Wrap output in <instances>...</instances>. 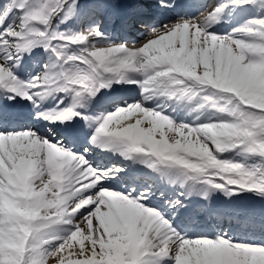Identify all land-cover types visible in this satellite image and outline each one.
<instances>
[{
  "label": "snow or ice",
  "instance_id": "6c2138e0",
  "mask_svg": "<svg viewBox=\"0 0 264 264\" xmlns=\"http://www.w3.org/2000/svg\"><path fill=\"white\" fill-rule=\"evenodd\" d=\"M152 3H0V264H264V0Z\"/></svg>",
  "mask_w": 264,
  "mask_h": 264
},
{
  "label": "bare ground",
  "instance_id": "6f19581e",
  "mask_svg": "<svg viewBox=\"0 0 264 264\" xmlns=\"http://www.w3.org/2000/svg\"><path fill=\"white\" fill-rule=\"evenodd\" d=\"M1 2H4V0H0V3H1ZM148 18H149V20L151 21V17H150V16H149V17H146V20H147ZM241 21H242V20H239V22H241ZM233 23H236V21H234ZM224 27H225V28H229V25L226 23V24L224 25ZM117 30H119L120 33H122L123 35H125V33H123V31H122L121 28H117ZM135 32H137V31H135ZM141 36H142V33H140V34L137 36L136 40L139 39ZM143 38H144V37H142V38L139 39L138 41H139V42H143V41H144ZM116 87H117V86H116ZM121 87H127V86H118L117 88L119 89V88H121ZM100 99H103V100L109 102V99H110V98H109V97L99 98V99L96 101V103L99 102ZM97 105L100 106V107L105 106V105H102V103H97ZM255 208H256L257 211L259 210V209H258V206L255 207Z\"/></svg>",
  "mask_w": 264,
  "mask_h": 264
}]
</instances>
